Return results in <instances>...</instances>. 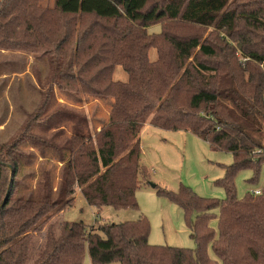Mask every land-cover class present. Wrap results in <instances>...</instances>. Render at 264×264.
Wrapping results in <instances>:
<instances>
[{
    "label": "trees",
    "instance_id": "obj_1",
    "mask_svg": "<svg viewBox=\"0 0 264 264\" xmlns=\"http://www.w3.org/2000/svg\"><path fill=\"white\" fill-rule=\"evenodd\" d=\"M96 1L0 5L1 46L42 51L49 56V83L62 94L109 106L104 121L65 111V119L54 122L58 113L51 115L42 127L47 139L31 133L38 117L30 116L23 137L0 148V194L9 174L0 200V264H84L86 256L91 264H264V190L238 199L234 184L250 170L248 183L257 185L264 164V0H162L149 8L150 0ZM164 20L189 33L163 27L147 36L148 27ZM117 68L126 81L113 79ZM146 124L191 133L232 155L214 182L223 200L198 197L184 186L176 193L153 188L183 211L195 248L150 245V225L141 216L96 229L53 223L73 205L77 189L98 213L138 210L140 180L149 178L138 138ZM27 140L40 148L46 169L24 199L19 180L29 162L20 146ZM55 160L56 188L47 168Z\"/></svg>",
    "mask_w": 264,
    "mask_h": 264
},
{
    "label": "rangeland",
    "instance_id": "obj_2",
    "mask_svg": "<svg viewBox=\"0 0 264 264\" xmlns=\"http://www.w3.org/2000/svg\"><path fill=\"white\" fill-rule=\"evenodd\" d=\"M66 0H39L43 8L60 6ZM68 1V0H67ZM80 2V0H78ZM84 0V3H86ZM92 1V0H90ZM101 3H105V0ZM138 1V0H137ZM162 0H150L147 8L160 4ZM15 0H0V5L14 4ZM97 2L93 0V3ZM122 8V7H121ZM166 28L173 33H189L184 28H178L168 20L155 26L148 27L147 36L158 35ZM210 30L204 32L207 36ZM34 49L6 48L0 45V148L10 145L17 138L23 137V130L30 116H37L38 121L31 125V133L36 137L48 138L42 130L48 117L54 115V122L63 118L66 112L88 114L96 119L105 120L109 106L107 102L95 100L84 95H65L49 83L48 76L51 71L49 56L42 51L31 52ZM155 58V53H150V59ZM114 80L126 81L127 77L120 68L113 74ZM81 98V103L78 102ZM83 103L85 108L79 109ZM45 106V107H44ZM52 117V116H51ZM50 117V118H51ZM45 122V123H44ZM28 132V128L25 129ZM40 145V143H39ZM141 157L140 163L149 173L147 182L141 181L136 192L137 211H116L110 207L103 208L99 213L89 206L80 191L74 195L73 205L53 218V223L83 222L87 228L96 229L103 224H121L133 222L139 217H145L150 225L148 242L153 246H167L182 249H194L196 244L192 237V230L187 226L183 211L165 197L158 196L150 184L161 189L176 193L180 186L189 188L198 197L206 199L223 200L224 190L214 185V182L223 177L221 166H230L233 158L230 153L212 150L209 145L198 137L188 132H171L154 128L146 124L140 132ZM20 151L24 162L29 166L20 176L23 183L20 196L24 199L32 197L31 191L38 187L43 180L42 172L46 169L45 162L40 161L41 150L29 140L21 144ZM33 155V157L31 156ZM31 159H29V157ZM49 164L52 169L50 176L53 187H57L60 177V166ZM252 177L250 170L243 171L235 178V190L238 199L245 197L249 189L260 187L264 184V164L261 166L257 185H251L248 180ZM9 174L7 173V181ZM7 181L3 184L0 200L7 190ZM34 196V195H33ZM37 195L35 194V197ZM194 216L192 217L193 220ZM57 224H54L57 227ZM211 227L216 228V221L211 222ZM43 236H41L42 238ZM39 239V241L41 240ZM208 255L215 260L210 247ZM84 264H90L88 256ZM218 264H221L218 262Z\"/></svg>",
    "mask_w": 264,
    "mask_h": 264
},
{
    "label": "crops",
    "instance_id": "obj_3",
    "mask_svg": "<svg viewBox=\"0 0 264 264\" xmlns=\"http://www.w3.org/2000/svg\"><path fill=\"white\" fill-rule=\"evenodd\" d=\"M85 104H87V103H83L82 104V106H80L79 107V109H81V108H85V106H87V105H85ZM86 116L87 117V120L88 121H90V122H92L93 120H95V116H92V115H88V114H83L82 116ZM69 125H68V130H67V132H66V134H67V136H69L70 135V131H71V124L70 123H68ZM142 130V129H141ZM141 132V131H140ZM138 138H139V150H140V157H141V154H142V151H141V145H140V133H139V136H138ZM224 171V170H223ZM90 262V261H89ZM91 264V263H90Z\"/></svg>",
    "mask_w": 264,
    "mask_h": 264
},
{
    "label": "built area",
    "instance_id": "obj_4",
    "mask_svg": "<svg viewBox=\"0 0 264 264\" xmlns=\"http://www.w3.org/2000/svg\"><path fill=\"white\" fill-rule=\"evenodd\" d=\"M257 153H261V150H258ZM263 190H264V184L261 185L260 187L249 189L247 193L253 197H257L262 194Z\"/></svg>",
    "mask_w": 264,
    "mask_h": 264
},
{
    "label": "water",
    "instance_id": "obj_5",
    "mask_svg": "<svg viewBox=\"0 0 264 264\" xmlns=\"http://www.w3.org/2000/svg\"><path fill=\"white\" fill-rule=\"evenodd\" d=\"M154 186H155V185H153V184H150V187L154 188Z\"/></svg>",
    "mask_w": 264,
    "mask_h": 264
}]
</instances>
